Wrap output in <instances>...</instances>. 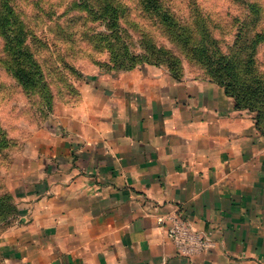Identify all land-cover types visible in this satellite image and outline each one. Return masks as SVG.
<instances>
[{"label": "crops", "instance_id": "1", "mask_svg": "<svg viewBox=\"0 0 264 264\" xmlns=\"http://www.w3.org/2000/svg\"><path fill=\"white\" fill-rule=\"evenodd\" d=\"M26 144L3 264H264V134L203 70H101ZM177 212L213 247L182 254Z\"/></svg>", "mask_w": 264, "mask_h": 264}, {"label": "rangeland", "instance_id": "2", "mask_svg": "<svg viewBox=\"0 0 264 264\" xmlns=\"http://www.w3.org/2000/svg\"><path fill=\"white\" fill-rule=\"evenodd\" d=\"M8 1L11 13L0 24V129L6 140L0 145V195H11L8 187L24 170L29 139L53 128L55 115L79 102V88L92 83L87 75L107 71L113 64L110 51H127L122 44L116 47L113 39L141 54L149 39L161 51L173 49L181 69L186 62L200 70L175 49V23L189 20L197 9L217 24L214 35L224 51L237 38V25L248 15L246 5L258 8L264 25V0H158L161 9H167L161 14L170 17L164 29L143 13L139 0H116L122 9L117 28L105 13L106 0ZM170 20L175 22L171 28ZM257 63L264 72V43L258 47Z\"/></svg>", "mask_w": 264, "mask_h": 264}, {"label": "trees", "instance_id": "3", "mask_svg": "<svg viewBox=\"0 0 264 264\" xmlns=\"http://www.w3.org/2000/svg\"><path fill=\"white\" fill-rule=\"evenodd\" d=\"M106 1L105 13L110 14L109 18L115 21L113 26L117 28L116 20L122 16L121 5L116 0ZM139 3L143 13L164 29V22L166 23L170 17L161 14V10L167 9H161L162 5L158 0H139ZM246 7L249 9L248 15L244 16L243 21L237 25V38L232 47L225 51L220 40L214 35L218 28L217 24L197 9L194 13H190L189 20L177 23L170 20L168 26L171 28L175 23L172 40L175 49L179 50L189 62L199 66L211 81L222 86L234 99L238 109L254 112L257 128L264 134V72L259 70L257 63L258 47L264 43V25L261 24L258 8L251 4ZM10 13L9 1L0 0L1 25H4ZM113 42L116 47L122 44L127 51L123 54L110 51L109 61L113 64L106 66L107 71H126L147 63L164 65L175 77L181 72V60L173 49L171 53H166L157 48L151 40L146 39L143 47L145 54H141L132 51V47L128 49L125 42L121 43L119 38L113 39ZM0 136L1 145L6 142L1 129ZM16 212L11 195H0V224H2L0 230L9 225ZM0 264H3L1 255Z\"/></svg>", "mask_w": 264, "mask_h": 264}, {"label": "built area", "instance_id": "4", "mask_svg": "<svg viewBox=\"0 0 264 264\" xmlns=\"http://www.w3.org/2000/svg\"><path fill=\"white\" fill-rule=\"evenodd\" d=\"M157 222L166 229L168 237L184 255L193 256L213 247L208 236L194 232L177 212L160 217Z\"/></svg>", "mask_w": 264, "mask_h": 264}]
</instances>
